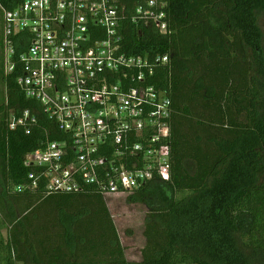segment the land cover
Segmentation results:
<instances>
[{
	"label": "trees",
	"instance_id": "trees-1",
	"mask_svg": "<svg viewBox=\"0 0 264 264\" xmlns=\"http://www.w3.org/2000/svg\"><path fill=\"white\" fill-rule=\"evenodd\" d=\"M12 7L10 0H0ZM264 0H168L170 31L126 22L123 50L168 54L149 83L171 98L170 175L129 199L149 207L129 260L106 198L33 188L25 155L61 134L17 78L0 99V264H264ZM25 47H18L22 52ZM29 109V133L10 116ZM23 188L19 191L20 188Z\"/></svg>",
	"mask_w": 264,
	"mask_h": 264
},
{
	"label": "built area",
	"instance_id": "built-area-1",
	"mask_svg": "<svg viewBox=\"0 0 264 264\" xmlns=\"http://www.w3.org/2000/svg\"><path fill=\"white\" fill-rule=\"evenodd\" d=\"M10 2H0L5 73H19L22 92L63 134L52 139L45 128L41 145L25 155L31 186L54 194L93 185L107 198L168 178L171 98L149 78L169 55L123 50L126 22L169 33L168 0ZM37 123L29 109L10 116L11 129L29 133Z\"/></svg>",
	"mask_w": 264,
	"mask_h": 264
},
{
	"label": "rangeland",
	"instance_id": "rangeland-1",
	"mask_svg": "<svg viewBox=\"0 0 264 264\" xmlns=\"http://www.w3.org/2000/svg\"><path fill=\"white\" fill-rule=\"evenodd\" d=\"M259 25L264 31V11H258ZM4 31L3 15L0 9V99H5L6 87L3 76L4 67ZM132 193H117L106 198L107 205L115 223L121 243L125 248V255L129 260H137L140 251L145 245L144 236L146 216L149 207L143 202H132L129 196Z\"/></svg>",
	"mask_w": 264,
	"mask_h": 264
},
{
	"label": "crops",
	"instance_id": "crops-1",
	"mask_svg": "<svg viewBox=\"0 0 264 264\" xmlns=\"http://www.w3.org/2000/svg\"><path fill=\"white\" fill-rule=\"evenodd\" d=\"M141 258V254H140V257H139V259ZM139 259H137V260H139Z\"/></svg>",
	"mask_w": 264,
	"mask_h": 264
}]
</instances>
